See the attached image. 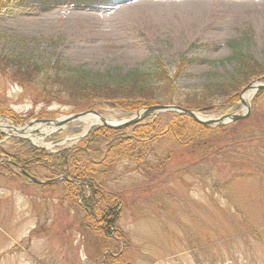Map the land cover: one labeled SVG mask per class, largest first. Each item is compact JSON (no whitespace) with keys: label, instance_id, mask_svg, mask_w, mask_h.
<instances>
[{"label":"rangeland","instance_id":"obj_1","mask_svg":"<svg viewBox=\"0 0 264 264\" xmlns=\"http://www.w3.org/2000/svg\"><path fill=\"white\" fill-rule=\"evenodd\" d=\"M237 1L243 2L0 0V57L39 65L61 62L97 76L135 70L152 75L159 65L173 75L180 59L189 58L194 62L177 82L183 99L235 74L231 44L264 67V0ZM146 5H156L150 7H158L159 15L145 11ZM138 9L142 15L131 14ZM78 14L95 21L78 27L72 22ZM180 17L182 22L176 23ZM13 73V68L0 70V109L20 120L10 118L16 127L45 113L52 120L73 114L67 97L48 104L38 97L41 86L23 84ZM255 99L257 95L250 101V115L262 128L241 147H230L228 154L181 155L182 148L162 141L161 158L176 152L167 178L149 182L140 170L132 171V164L117 169L122 174L112 187L125 194L117 223L125 250L119 243L114 247L116 256L122 252L119 264H264V95L253 105ZM239 104L237 111L209 116L246 113ZM101 112L115 122L131 117L110 108ZM89 122H74L60 132L33 126L26 142L54 156L76 147ZM3 123L0 157L21 149L9 138L17 132ZM207 171L219 181L215 188ZM37 174L56 178L45 171ZM235 176L236 182L231 181ZM80 202L75 187L29 186L17 170H1L0 264H109L106 239L86 228Z\"/></svg>","mask_w":264,"mask_h":264},{"label":"trees","instance_id":"obj_2","mask_svg":"<svg viewBox=\"0 0 264 264\" xmlns=\"http://www.w3.org/2000/svg\"><path fill=\"white\" fill-rule=\"evenodd\" d=\"M230 46L233 48L231 60L237 65L235 74L221 82H209L199 92L185 94L183 99L179 96L177 82L192 66L194 60L189 58L180 59L173 75L159 65L152 75L135 70L126 74L118 71L115 74L97 76L69 69L61 62L39 65L10 57H0V70L13 68V74L19 82L41 86L38 97L48 104L57 98L67 97L73 103L71 113L89 110L101 112L110 108L129 117L155 105H175L205 114L237 111L241 108V92L253 80L264 76V67L252 55L244 54L234 44ZM263 95L264 92H260L253 105ZM219 101L221 104H217ZM0 115L20 123L9 111L0 109ZM38 118L53 117L45 113L38 115ZM261 128L251 115L231 125L217 128L198 124L190 117L177 113L153 115L139 125L122 130L94 128L79 145L54 156L43 154L26 141L14 140L21 149H14L11 154H7L9 163L1 162L0 171L11 172L20 167L33 176H38L37 172L40 170L51 176H65L79 182L81 185L78 186L69 181L55 185L76 188L78 197L81 198L79 206L86 212V228L105 237L104 251L110 252L109 264H119L122 254L116 256L114 247L120 239L123 241L117 223L125 194L116 191L112 184L121 177L122 173H117L120 166L135 165L132 171L140 170L145 179L155 183L164 176L167 178V167L174 163L176 157V152L170 150L161 158L158 147L162 141L173 142L182 148L184 151L181 155L207 158L210 155L228 154L230 147H241L250 140L252 134L260 132ZM182 171L187 172V169ZM205 175L214 182L215 188L219 181L213 173L207 171ZM250 176L253 178V173ZM237 178L235 176L231 181L236 182ZM216 189L222 191L223 187ZM99 205L104 209L100 210ZM111 227L116 228V238L110 236ZM252 229L258 230L259 227Z\"/></svg>","mask_w":264,"mask_h":264},{"label":"water","instance_id":"obj_3","mask_svg":"<svg viewBox=\"0 0 264 264\" xmlns=\"http://www.w3.org/2000/svg\"><path fill=\"white\" fill-rule=\"evenodd\" d=\"M250 88H254L255 92L258 91H264V78L257 80L255 83H252L250 85H248L246 87V89H244V91L242 92V94L250 89ZM242 104L245 106L247 112L244 115H240V114H229V115H223L218 119H207V120H203L199 117L200 114L196 113L195 111L192 110H188V109H184V108H180V107H175V106H163V105H157V106H153L150 108H147L145 110H143L142 112H139L136 114V116L122 124H112L109 123L107 121V119H105L104 117H102L99 113L95 112V111H90V112H85V113H80V114H75V115H71L67 118H64L62 120L59 121H38L41 124H47V125H53L57 128H63L67 125H69L70 123L74 122V121H78L80 120L82 117L88 116V115H94V116H99V118L101 119L102 123L104 126L109 127V128H113V129H123L135 124H138L142 121H144L147 117L153 115V114H158V113H165V112H177L180 114H184L187 115L189 117H191L194 121H196L197 123L206 125V126H217V125H225V124H229L232 122H236L239 120H242L246 117H248V115L250 114V108H251V104H245L243 102V100H241ZM35 181V180H34ZM37 182V181H35ZM39 183V182H37ZM42 183V182H41Z\"/></svg>","mask_w":264,"mask_h":264},{"label":"bare ground","instance_id":"obj_4","mask_svg":"<svg viewBox=\"0 0 264 264\" xmlns=\"http://www.w3.org/2000/svg\"><path fill=\"white\" fill-rule=\"evenodd\" d=\"M160 1H162V0H160ZM236 2L237 3H242L243 1H237L236 0ZM165 3V2H164ZM168 3H170V2H168ZM167 4V3H166ZM146 6H148L147 8H145L144 10L145 11H152V12H154L155 14H157V16L159 15V12L160 11H158V7H150V6H156V5H146ZM167 11H170V10H166V11H164L166 14H169V12H167ZM132 12L133 13H131V14H134L135 16H139V14H141L142 15V11L141 10H132ZM73 19V24H75V25H77L78 27H84L83 25H85V24H87V23H93L94 21H95V18L94 17H91V18H89V17H84L83 15H81V14H78V15H74V17L72 18ZM37 20V19H36ZM185 21V20H184ZM180 22H182V19H181V17L180 18H178L177 19V21H176V23H180ZM38 23V22H37ZM84 23V24H83ZM95 24H97V23H95ZM254 92H255V89L254 88H250V89H248L244 94H243V96H242V100H243V102L245 103V104H249L250 103V101H251V99H252V97H253V95H254ZM199 117L201 118V119H206L205 117H202V116H200L199 115ZM82 120H90V122H89V124H91V125H93V124H101V119L99 118V117H97V116H86V117H84V118H82ZM91 125H89V127L91 126ZM38 128H43V126L41 125V126H38ZM28 129V128H27ZM27 129L24 131L25 133H27L26 135L27 136H29L30 138H31V135H30V132L28 131L27 132ZM43 131H44V129H43ZM32 141L33 142H35V139H32ZM36 143V142H35Z\"/></svg>","mask_w":264,"mask_h":264}]
</instances>
